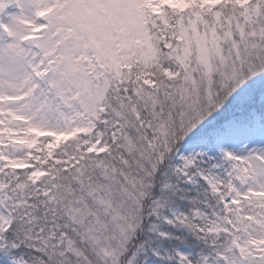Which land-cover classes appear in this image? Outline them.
<instances>
[{
	"label": "snow or ice",
	"instance_id": "snow-or-ice-1",
	"mask_svg": "<svg viewBox=\"0 0 264 264\" xmlns=\"http://www.w3.org/2000/svg\"><path fill=\"white\" fill-rule=\"evenodd\" d=\"M0 264H264V0H0Z\"/></svg>",
	"mask_w": 264,
	"mask_h": 264
}]
</instances>
